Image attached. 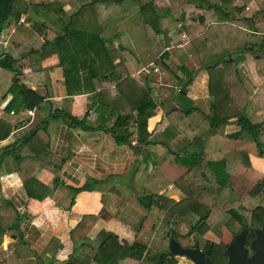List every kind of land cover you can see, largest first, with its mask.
<instances>
[{"label": "trees", "instance_id": "trees-1", "mask_svg": "<svg viewBox=\"0 0 264 264\" xmlns=\"http://www.w3.org/2000/svg\"><path fill=\"white\" fill-rule=\"evenodd\" d=\"M65 1L68 0L55 2L56 7L54 5L53 9L60 17L59 31L52 39H47L44 36L43 21L36 19L42 16L40 7L43 5V0H0V26L10 20L13 29L7 37V42L14 53V56H11L4 52L0 56V70L11 76L13 86L12 90H8L12 98L4 109L18 110L24 106L25 109L30 110L41 102V98L23 86H15V79L21 76L23 80L33 85L41 79L46 88V95L50 97L48 79L41 70L40 61L49 49L55 50L58 66L61 67L62 81L59 88L63 95L72 96L81 93L96 95L94 111L99 125L86 133L84 142L87 143L86 140L89 138H99L101 134H108L114 144L125 145L131 149L139 159V164L143 165L139 170L138 167L136 168L134 175L140 173L144 177L143 180L140 179L139 185L140 188L142 186L145 188L138 190L135 189V183L131 185L137 206L143 211V214L135 218V221L137 220L135 226L132 225L135 232L134 242L130 246L118 247L115 238L108 235L113 239L107 243L100 242L89 264H119V262L176 264L168 250L149 257L146 250L155 225L167 215L186 220L189 235L199 234L208 230V227L209 230L218 233L220 223L231 238L237 235L247 227V224L239 212L230 208L231 204L224 205V209L226 208L224 214L217 213V224L211 223L209 226L207 218L225 193L235 197L236 204H240L248 201L251 193L257 189L261 190L256 198L257 201L264 202V175L240 165L228 166L227 163L228 159H234L241 152L264 159V143L258 139L259 124L253 123L250 119V112L264 113L262 86L253 94L243 95L235 87L237 77L222 75L221 63L214 60L205 62L203 66L207 72L209 93H212L218 81H222L226 91L236 98V103L225 102L223 98L217 101L212 98L209 100L207 114H202L195 108L178 110L170 107L164 115L165 123L161 126L160 140L151 142L147 140L149 134L145 128L146 120L155 109V103L149 96L148 83L137 75L139 62L130 49L120 44L114 46L111 39L104 38L103 35L138 11L143 18L148 58L153 64L159 65L160 61L156 58L163 49L159 36L164 33L162 23L165 18L149 1L139 4L136 0H89L74 8L69 16H65L61 12V5ZM219 1L218 4L209 3L204 11L213 15L217 22H227L228 15L224 10L229 9V14L235 18L234 22L238 23V16H233L239 12V9L232 7L234 0ZM251 1L258 12L264 11V0ZM145 12H149L148 18L144 17ZM22 15L25 18L19 23ZM183 20L182 24L185 22V19ZM241 21L245 22L243 19ZM206 25L202 23L200 26H195L194 32H186L192 34L191 36H199L204 32ZM183 29L180 25L178 31ZM244 35L254 40L248 41L250 52L259 54L263 51V36L252 33ZM114 62L117 64L114 65ZM24 69H29V72L23 73ZM185 77L188 78L187 75ZM134 83L143 86L145 90L132 88ZM156 89L161 88L156 87ZM161 91L165 92L163 97L165 101H169L177 93L172 88ZM183 93L180 90L178 96L181 97ZM65 102L69 104L70 100L67 99ZM62 116L70 119L69 110L63 112ZM111 116H115L114 120L105 127L104 124ZM230 119L235 120L238 131L223 135L221 130ZM10 131L9 127L0 121V141L4 140ZM179 134L185 139V144L180 150L169 151L168 139L174 137L177 140ZM96 143L98 140L93 142ZM91 149L96 151L95 146ZM7 150L8 147L0 149V175L6 172L4 167L9 160L13 163L12 171L19 176L28 198L36 200L50 198L52 191L18 169V158L13 159ZM31 159L37 163L39 158L32 156ZM64 161L65 159L56 160L54 173L59 171ZM147 161L152 164L150 171H147ZM132 178L134 182V177ZM164 180L177 188L184 198L174 202L152 193L148 187L150 183ZM96 189L97 183L90 181L70 191L75 195L80 191ZM20 221L21 218L0 192V233L16 228ZM94 223L95 217L82 216L68 232L72 253L62 264H83L82 260L85 257L75 254L81 253L83 251L81 249L87 243L81 233ZM169 239L177 241L172 233L168 235ZM113 245L116 248H113ZM210 247L214 245L204 246L203 253L212 261H215L213 260L215 256L217 260H222L223 255L220 252L211 256ZM74 257H80L81 262L74 261ZM0 264H12V262L4 261Z\"/></svg>", "mask_w": 264, "mask_h": 264}, {"label": "crops", "instance_id": "crops-1", "mask_svg": "<svg viewBox=\"0 0 264 264\" xmlns=\"http://www.w3.org/2000/svg\"><path fill=\"white\" fill-rule=\"evenodd\" d=\"M57 1L43 0L40 7L42 16L36 17L38 21H43L44 36L47 39H52L59 31L60 17L56 13L49 15V12L54 13L52 6ZM148 1L165 18L162 23L164 33L159 36L163 49L156 58L160 61L159 65L153 64L148 58L143 18L138 11L135 12V28L127 27V21L122 20L103 35L104 38H110L114 46L120 44L134 53L140 65L137 75L148 83L149 96L155 103V109L146 120L145 131L149 134L147 140L151 142L160 140L161 126L165 123L164 115L170 107L178 110L195 108L202 114H207L209 100L212 98L216 101L223 98L225 102L236 103V98L226 91L222 81H218L212 93H209L207 72L203 66L205 62L214 60L221 63L222 75L237 77L235 87L243 95L253 94L261 86L264 91V48L259 54L250 52L247 37L244 35L252 33L264 37L262 33L264 12H258L251 0L233 1L232 7L239 9V12L233 15L238 16V23L234 22L235 18L229 14V9L224 10L228 15L227 22H217L213 15L204 11L209 3L218 4L219 0L185 1L187 10L182 9L184 5L179 10H185L186 13H183V17L182 12L176 15L177 21L174 20L176 22H172L171 0H164V3L163 0L162 3L157 0ZM84 2L87 3L89 0L65 1L61 5V12L69 16L74 8H78V4ZM136 2L143 4L147 1ZM144 17L148 18L149 12H145ZM24 18L22 15L20 19ZM202 23L207 25L199 36H191L192 34L186 32H193L195 26ZM180 25L185 30L179 32ZM12 29L8 19L2 27L0 26V33L3 30L12 32ZM245 44L248 45L244 48ZM5 52L14 56L10 47ZM2 54L0 49V56ZM116 64L117 62H114V65ZM149 65L156 68L157 72H152ZM40 67L48 79L50 97H47L41 79H38L35 85L23 80L21 76L15 79V86H23L41 98V102L30 110L24 106L18 110L4 109L12 98L9 91L13 86L11 76L0 70V121L11 130L9 135L0 141V149L8 147L7 151L12 158H18V169L52 191L50 198L42 200L28 198L19 176L12 171L13 163L7 160L4 167L6 172L0 175V192L12 205L21 221L16 228L0 233L2 234L0 263L11 261L12 264H62L72 253L68 232L82 216L87 215L95 217V223L87 226L81 233L87 243L81 249L83 251L75 255H83L85 257L82 260L83 264H89L100 242L107 243L113 239L108 235L115 238L118 247L130 246L134 242L135 232L132 225L135 226L137 221L135 218L143 214V211L137 206L131 185L135 183V189L138 190L145 188L144 186L140 188L139 185V181L144 177L140 173L134 175L136 168L139 170L143 165L139 164V159L131 149L125 145L114 144L108 134H101L99 138H89L85 143L86 133L99 125L94 111L96 95L88 93L63 95L59 88L62 81L61 67L58 66L55 50L49 49L46 52L40 61ZM28 72L29 69L23 70V73ZM156 87L172 88L177 93L169 101H165L163 99L165 92L157 90ZM132 88L145 90L137 83L132 84ZM180 90L184 92L181 97L178 96ZM67 99L70 100L69 104L65 102ZM67 109L70 119L62 116ZM114 117L111 116L104 124L105 127L112 123ZM250 119L253 123L259 124L258 139L264 143V113L250 112ZM237 131L234 119L228 120L221 130L223 135ZM180 135L177 140L174 137L167 138L169 151L180 150L185 144V139ZM95 140H98V143L93 144ZM92 146L96 147V151L91 149ZM32 156H38L37 163L31 159ZM58 159L65 161L59 171L54 173V165ZM227 163L228 166L240 165L264 175V159L244 152L236 155L234 159H228ZM146 166L147 171H150L152 164L147 161ZM90 181L97 183L95 191H80L72 195L70 189L80 188ZM148 187L152 193L174 202L184 198V195L166 180L153 181ZM168 218L179 219L167 215L161 221ZM159 224L155 225L147 245L148 257L155 255L154 243L158 239L161 226ZM160 246L162 247V244ZM113 248L116 246L113 245ZM73 259L81 262L80 257Z\"/></svg>", "mask_w": 264, "mask_h": 264}, {"label": "rangeland", "instance_id": "rangeland-1", "mask_svg": "<svg viewBox=\"0 0 264 264\" xmlns=\"http://www.w3.org/2000/svg\"><path fill=\"white\" fill-rule=\"evenodd\" d=\"M86 1H88V0H86ZM144 1H148V0H144ZM157 1H160V3H162V2L164 3V0L163 1L157 0ZM185 1H187V0H171L172 4H170V9H171V13H172V22L174 20L177 21L176 15H178L180 12H182V17H183V13H186L185 10H187V8H186L187 3ZM76 3H78V2H76ZM144 3H147V2H144ZM54 5H55V3H54ZM54 5L52 6L53 8H54ZM78 5H81V4H78ZM183 5L185 6L184 8H182ZM55 7H56V5H55ZM181 8L185 9V10L180 11L179 9H181ZM160 9L163 10L161 7H160ZM263 12L264 11H262L261 13H263ZM53 14H55V13L49 12L50 16H52ZM178 19H180V18H178ZM124 21H127V23H126L127 27L135 28V12L131 16L127 17ZM176 21H174V22H176ZM48 25H50V23ZM171 30L172 29L170 28V31ZM260 30H262V29H260ZM10 32L11 31L6 30V32L3 36L0 35V45H1L0 49L3 53L5 52L6 49H8L10 47L8 45V42H7V37L10 34ZM262 33H264V30H262ZM246 37H248V36H246ZM251 40L252 39L250 37L246 38V42L247 41L250 42ZM253 41L254 40H252V42ZM168 44H170V43H168ZM4 45H5V47H3ZM247 45L248 44H245L244 48L247 47ZM260 193H261V190L255 189L254 192L251 193L249 200L244 201L240 204L239 203L236 204V198L235 197H233L232 195H230L228 193H225V195L218 201L217 206L213 210H211L210 215L207 218V221L209 222V226L211 223L217 224V220H218L217 219V213L220 212V215L224 214V211L226 210V208L224 209V205H228V204H231L230 208L232 210H235L242 215V217L246 221L247 225H250V226L251 225H257V220L262 218L261 207L264 205L263 201L258 202L256 199L260 195ZM241 207H244V209H240ZM252 208H254V209H252ZM164 220L165 221H159L157 223V224H159V223H162V224H159V225H161L160 226L161 230L159 229L158 236H157L158 239L155 240V243H154L155 248L152 247V248H154L155 255L159 254L158 251H163L164 253L167 251L168 235H170L171 233L175 235V238H176V240L180 246H191V245L196 243L198 248L201 250H203L204 246H209V245H211V246L214 245V246H217L218 249H223L222 247L225 244H227L231 239V236L222 227L221 223L219 225L218 233H214L212 230H209V227H208V230H205L199 234L193 233V234L189 235V234H187L188 223L186 220L175 219V218H173V219L168 218V219H164ZM160 238H162V239H160ZM161 244H162V247L160 246ZM212 252L211 253H212V257H213V255H215V252L214 251H212ZM152 254H153V252H151V255ZM174 259H175L176 264H191L187 259H184V258H174ZM213 260L220 261V260H217V256H215L213 258Z\"/></svg>", "mask_w": 264, "mask_h": 264}, {"label": "water", "instance_id": "water-1", "mask_svg": "<svg viewBox=\"0 0 264 264\" xmlns=\"http://www.w3.org/2000/svg\"><path fill=\"white\" fill-rule=\"evenodd\" d=\"M247 233L246 229H242L230 239L231 242L224 251L227 258L225 264H264V222L259 229H253V238L248 243ZM167 250L172 258H184L191 264H211L196 245L193 248H183L177 241L169 239ZM247 252L251 253L250 257H247Z\"/></svg>", "mask_w": 264, "mask_h": 264}, {"label": "flooded vegetation", "instance_id": "flooded-vegetation-1", "mask_svg": "<svg viewBox=\"0 0 264 264\" xmlns=\"http://www.w3.org/2000/svg\"><path fill=\"white\" fill-rule=\"evenodd\" d=\"M261 214H262V218L261 219H259V220H257V225H247V227L246 228H243V229H246L247 230V243L249 242V240L250 239H252L253 237L252 236H250L251 235V233H252V231H253V229H259L260 227H261V225H262V223L264 222V205L261 207ZM231 241H229L227 244H225L222 248L223 249H216L217 248V246H214V247H210V250H211V252L212 251H214L216 254H217V252L219 253H222V255H223V257H222V260H220V261H212L211 259H210V257H208V256H206L204 253H203V251L201 250V252L209 259V261L211 262V264H225L226 263V261H227V258L225 257V255H224V251H225V249H226V246L230 243ZM197 246V244L195 243V244H193V245H191V246H181V247H183V248H193L194 246ZM198 247V246H197ZM245 247H247V244H245ZM213 253V252H212ZM212 256V255H211ZM251 256V253L250 252H247V257H250Z\"/></svg>", "mask_w": 264, "mask_h": 264}, {"label": "built area", "instance_id": "built-area-1", "mask_svg": "<svg viewBox=\"0 0 264 264\" xmlns=\"http://www.w3.org/2000/svg\"><path fill=\"white\" fill-rule=\"evenodd\" d=\"M23 22V19H19V23H22ZM5 34V31L3 30V31H1V36H3ZM3 47H5V45L3 46ZM4 49V48H3ZM150 66V65H149ZM151 67V66H150ZM152 68V72H157V69L156 68H153V67H151Z\"/></svg>", "mask_w": 264, "mask_h": 264}]
</instances>
